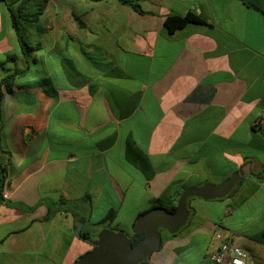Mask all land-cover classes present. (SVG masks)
I'll return each instance as SVG.
<instances>
[{
	"label": "crops",
	"instance_id": "1",
	"mask_svg": "<svg viewBox=\"0 0 264 264\" xmlns=\"http://www.w3.org/2000/svg\"><path fill=\"white\" fill-rule=\"evenodd\" d=\"M130 1L145 14L0 1V79L23 72L2 89L0 264H75L92 249L78 231L97 235L110 211L131 235L150 204L246 170L222 199L191 197L184 226L141 264H215V233L264 264V0ZM188 13L204 24L165 27Z\"/></svg>",
	"mask_w": 264,
	"mask_h": 264
},
{
	"label": "water",
	"instance_id": "2",
	"mask_svg": "<svg viewBox=\"0 0 264 264\" xmlns=\"http://www.w3.org/2000/svg\"><path fill=\"white\" fill-rule=\"evenodd\" d=\"M246 170L243 175L248 174ZM243 175L234 174L218 187L205 185L189 188L179 197L173 213L164 207H154L140 214L134 222L133 234L143 233L144 237L135 245L121 231L104 228L91 240L92 249L82 255L75 264H141L161 247L159 229L174 235L184 226L188 218L186 200L196 197L204 200H218L226 197Z\"/></svg>",
	"mask_w": 264,
	"mask_h": 264
},
{
	"label": "trees",
	"instance_id": "3",
	"mask_svg": "<svg viewBox=\"0 0 264 264\" xmlns=\"http://www.w3.org/2000/svg\"><path fill=\"white\" fill-rule=\"evenodd\" d=\"M0 1L3 2L4 0H0ZM118 1L121 4H123V5L129 6L134 12H136L138 14H141V15L142 14H145V12L142 11V9L140 8V5L136 1H130V0H118ZM12 22H13L12 23L13 24V28H14V30L16 32L17 40H18V43L20 45L22 54L24 56H27L28 54H31L36 49L35 48H32L26 42V40H25V38H24L21 30L19 29V27L17 25L16 16H14L13 14H12ZM164 24H165V27L169 30V32H173L174 30L179 29V28L185 26L186 24H197V25H200V24H204V22L200 18L194 16L193 14L188 13L184 17L168 16L165 19ZM8 59L9 60H13V57H10ZM22 73L23 72H19V71L8 72L3 78L0 79V108H1V102H2V99H3L2 89H4L5 92L10 93L11 90H12L11 87H12L13 82L15 81V79L19 75H22ZM5 182H6V167L0 163V197H1V193H2L3 187L5 185ZM179 197L177 195V198H179ZM189 199L190 198H188L186 200V206H187V201ZM82 200H85V199H82ZM177 202H178V200H177ZM57 205H58V209L57 210H62V211H66V212H72V208L70 207V205H72V204H70V202H68V201L60 200L57 203ZM159 206L161 207V205H159ZM165 208L168 211H170L171 213H173L175 211V209H176V205L175 206H171V207H165ZM52 211L53 210L50 209V212L48 214V218L50 217ZM73 214H74V217H78L79 218V215H77L75 213H73ZM115 215H116L115 211H110L106 215V217L99 223V226L101 225V227H102L101 230L104 229V228H108L110 226L109 225V222H111L113 220V218L115 217ZM81 220H83V219L81 218ZM166 233L171 236V234H169L168 232H166ZM78 235H79V237L82 240H84L86 242H89V243L91 242V240H93V239L96 238V234L93 235V236H90L88 233H85L83 231H78ZM174 235H176V233ZM174 235H172V236H174ZM127 236L129 238H131L132 245H135L138 241H140L141 239H143L144 234L143 233H140V234H131V235L127 234Z\"/></svg>",
	"mask_w": 264,
	"mask_h": 264
},
{
	"label": "built area",
	"instance_id": "4",
	"mask_svg": "<svg viewBox=\"0 0 264 264\" xmlns=\"http://www.w3.org/2000/svg\"><path fill=\"white\" fill-rule=\"evenodd\" d=\"M258 123L259 121H256L254 126ZM213 239L220 242L215 253L209 256L215 264H245L248 261V253L235 242L224 240L220 233H215Z\"/></svg>",
	"mask_w": 264,
	"mask_h": 264
},
{
	"label": "rangeland",
	"instance_id": "5",
	"mask_svg": "<svg viewBox=\"0 0 264 264\" xmlns=\"http://www.w3.org/2000/svg\"><path fill=\"white\" fill-rule=\"evenodd\" d=\"M40 71V69L38 68V72ZM158 205H161V206H166V204L165 203H162V202H160V201H156V202H154V203H152V204H150L149 206L150 207H153V206H158ZM102 213V211H101V209L97 212V214L95 215V220H99L101 217L100 216H102V215H100ZM130 213H127V215H129ZM99 229H101L102 227H101V225L98 227ZM107 229H111V230H114V231H117L116 229H113L112 227H108ZM123 229L124 230H127V229H125L124 227H123ZM95 234V233H94ZM162 235V238H165L168 234L166 233V232H164V234H161ZM150 258V257H149Z\"/></svg>",
	"mask_w": 264,
	"mask_h": 264
},
{
	"label": "flooded vegetation",
	"instance_id": "6",
	"mask_svg": "<svg viewBox=\"0 0 264 264\" xmlns=\"http://www.w3.org/2000/svg\"><path fill=\"white\" fill-rule=\"evenodd\" d=\"M164 232H167L165 229L163 228H160L159 229V233H160V236H161V240H162V235L161 234H164Z\"/></svg>",
	"mask_w": 264,
	"mask_h": 264
}]
</instances>
